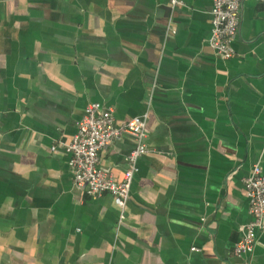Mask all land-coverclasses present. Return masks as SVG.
Wrapping results in <instances>:
<instances>
[{"label":"crops","instance_id":"crops-1","mask_svg":"<svg viewBox=\"0 0 264 264\" xmlns=\"http://www.w3.org/2000/svg\"><path fill=\"white\" fill-rule=\"evenodd\" d=\"M178 1L0 0V264H264V231L234 253L264 170V7L243 1L225 60L212 0ZM91 104L147 119L125 209L74 184L65 146ZM137 147L100 167L122 182Z\"/></svg>","mask_w":264,"mask_h":264},{"label":"built area","instance_id":"built-area-1","mask_svg":"<svg viewBox=\"0 0 264 264\" xmlns=\"http://www.w3.org/2000/svg\"><path fill=\"white\" fill-rule=\"evenodd\" d=\"M243 1L212 0L210 46L225 60L234 57L232 45L240 29ZM254 1L264 7V0ZM173 5L179 6L181 3L173 0ZM126 136L134 138L138 147L127 159L129 168L124 180L117 182L100 167V153ZM147 137L146 117L117 125L111 109H104L98 104L89 105L86 117L78 124L77 134L65 146L74 171L75 186L93 198L110 195L118 207L125 209L133 178L138 171V160L149 152L145 144ZM244 187L253 220L241 229L242 236L234 249L238 257L252 255L258 244V235L264 231V170L261 165L254 166L251 174L244 179Z\"/></svg>","mask_w":264,"mask_h":264}]
</instances>
